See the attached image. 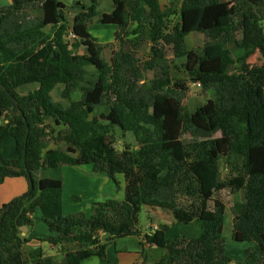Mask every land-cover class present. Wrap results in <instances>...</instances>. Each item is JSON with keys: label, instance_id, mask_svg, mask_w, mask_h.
<instances>
[{"label": "trees", "instance_id": "16d2710c", "mask_svg": "<svg viewBox=\"0 0 264 264\" xmlns=\"http://www.w3.org/2000/svg\"><path fill=\"white\" fill-rule=\"evenodd\" d=\"M109 1L113 10L98 23L117 26L121 45L109 61L99 45L84 56L74 51L81 41H95L88 25L97 0L70 24L61 0H11L0 7V186L15 178L28 186L0 209V264L108 262L110 242L128 237L163 250L157 264H232L225 206L217 199L209 205L210 194L223 190L244 192V201L231 208L233 228L252 246L235 264H264V0H168L165 10L158 0ZM138 5L148 14L128 31L130 6ZM70 31L75 38L68 44ZM190 34L205 38L201 48L187 47ZM141 42L151 45L149 60L136 58L133 49ZM166 47L174 59L184 58V77L147 79ZM236 50L242 54L234 58ZM255 54L259 63L249 64ZM88 66L96 72L94 83L84 81ZM189 83L213 94L194 112L182 104ZM30 84L38 88L17 93ZM57 85L67 106L50 97ZM126 133L135 146L120 144ZM7 138L15 144L14 160L2 154ZM219 160L230 169L222 181ZM81 165H92L115 186L121 176L123 199L93 202L88 217L63 215L61 169ZM142 207L167 211L176 224L195 222L198 235L168 238L166 225L144 234L137 226ZM36 210L53 234L48 244H75L60 262L25 249L19 228L32 226Z\"/></svg>", "mask_w": 264, "mask_h": 264}, {"label": "crops", "instance_id": "0c3cea01", "mask_svg": "<svg viewBox=\"0 0 264 264\" xmlns=\"http://www.w3.org/2000/svg\"><path fill=\"white\" fill-rule=\"evenodd\" d=\"M91 1V0H90ZM161 10L165 9L166 6H162V3L164 2L162 0H158ZM111 2V1H110ZM11 4V0H0V7L2 6H8ZM65 4V3H64ZM89 2L87 4L81 3L80 0H70V3L65 4L64 9V16L68 24L71 23L73 17L77 15L79 12L82 11V7L87 8L89 6ZM168 6V5H167ZM113 10V5L111 3L110 8L106 7L104 11L100 12L96 8L97 16L94 17L92 20L94 23H98V19L103 14H109ZM148 14L147 8L143 5H138L137 7L130 6V11L128 14V21H129V29L128 31L135 28L136 23L138 19L146 17ZM179 22V18H177L174 21V24ZM111 26L109 27L110 30L113 32V37L111 39V36L105 39L104 42L102 41H92V45H114L117 44L121 45L116 42L114 35L118 31V27L114 25H107ZM89 32V31H88ZM91 35V33L89 32ZM92 36V35H91ZM189 36V35H188ZM191 36H201V41H203V44L205 42V38L200 34H190L189 38ZM93 37V36H92ZM187 38V37H186ZM188 38V39H189ZM81 41L78 43V48L75 50L77 53V50L81 48L82 43L85 42ZM90 41V40H89ZM187 47H188V40L186 41ZM203 45H201L202 47ZM170 48L171 47H166ZM194 49V48H191ZM136 58L140 60H149L152 56L151 54V45L148 42H141L139 43L134 49H133ZM114 52V51H113ZM120 52V51H118ZM117 52V55L119 54ZM78 54V53H77ZM83 55V54H79ZM112 54L111 57L107 60L115 58L117 55ZM241 53L238 54L237 57H239ZM84 56V55H83ZM114 56V57H113ZM234 57V56H233ZM236 58V57H234ZM183 60L181 62L180 67L185 62L184 58H180ZM180 59H174L171 57V59H168L166 56L164 60L159 61L158 63H161L164 61V70L162 73H169L171 74V68H174V66H177L176 63H179ZM92 72L95 75V70L92 68ZM176 70V69H175ZM152 72V71H151ZM153 76L157 77L158 73L154 74ZM31 85V84H30ZM195 86V85H194ZM29 91L26 92H18L20 95H25L29 92H32L38 88V86L35 84V86H29ZM63 90L62 85H57L53 91L50 93V97L55 102H60L62 105L67 106V102L64 101L61 98V92ZM57 94V96H55ZM79 99V96L76 98ZM120 135V134H119ZM127 136V135H126ZM124 135L123 142H120L121 145H124L127 140V138ZM132 138L134 139V136L131 134ZM131 138V139H132ZM129 143V142H128ZM130 146H135L131 142ZM48 148H54L53 144H50ZM2 154L3 157L6 160H14L16 159L17 155L15 152V144L14 141L11 138H7L4 140L2 144ZM61 176H62V193H61V199H62V214L63 215H76V214H83L85 217L90 216L91 214V204L93 202H103L105 200H117L121 201L124 196V181L123 178L119 175L115 177L117 186L114 185V183L105 175V174H95L92 171V165H81V166H63L61 169ZM27 183L22 178H15V179H7L3 182V184L0 186V209L8 204L11 200L14 198L23 195L27 191ZM150 216H148L149 221L145 224L143 229H141L142 233H145V230L147 226L155 225H166L168 226V231L166 233V236L168 238H171V235L173 236V232L169 231V226L173 225L171 215L160 209H155L150 211ZM164 216L165 224L160 223L161 216ZM31 218L33 220V224L30 228H27V231L25 235L23 236L26 240H28V243L25 245V249L27 251H34L37 255H42L45 257H52L57 262H60L63 254L69 250H73L75 244H69V245H63L62 248L60 247H54L51 244H48L46 239L52 235L49 234V230L46 227V225L43 222L42 214L39 210L34 211V213L31 215ZM40 226V227H39ZM159 228V227H158ZM170 234V235H169ZM128 239V241H126ZM126 241V242H124ZM143 241L141 238L138 237H128V238H122L118 239L113 242V245L108 247L106 249V259L107 263L101 262L96 257H91L89 259L84 260L81 264H109V262H114L115 264H157V261L159 260L157 257H155V251H158L159 248L154 246H149L148 244L142 243ZM114 249V252H112V255L110 254V251ZM50 251V253L48 252ZM157 253V252H156ZM147 254H152L154 257H147Z\"/></svg>", "mask_w": 264, "mask_h": 264}, {"label": "rangeland", "instance_id": "374dc122", "mask_svg": "<svg viewBox=\"0 0 264 264\" xmlns=\"http://www.w3.org/2000/svg\"><path fill=\"white\" fill-rule=\"evenodd\" d=\"M61 1L65 4L70 3V0H61ZM162 1L164 2V4L162 3L163 7L168 5V0H162ZM80 2L84 3V4H87L89 2V4H90V0H80ZM110 6H111V2L109 0H97V10L100 12L104 11L106 7L110 8ZM163 10H165V9H163ZM109 27H111V26L97 24V23H94L93 20H91L89 25H88V31L91 33V35L93 36V37L92 36L91 37L95 41L104 42L105 39L108 38L109 36H111V39L113 37V34H112L113 32L110 30ZM189 36H187V38H186V41L188 40V48L189 49L201 48V45H203V41L200 40L201 36H194V37L191 36V38H189ZM94 46L95 45H92V42H90L89 40H86L85 42L82 43L81 48H79L77 50V53L87 55L90 50H93ZM99 47L102 48L101 49L102 54L106 60H108L112 54L117 55V52L121 50L120 46H118L117 44H115V46L114 45H111V46L110 45H107V46L99 45ZM95 48H97V46ZM72 50H73V48H72ZM75 50L76 49L74 48V51ZM165 53H166V57L168 59H171V57H172L171 49L167 48L165 50ZM239 53L242 54V51L236 50L233 52V56L237 57ZM181 62H183L182 59L179 60V63H176V65L179 67V70H175V68H171V74L174 75L175 79L176 78L180 79V78L184 77L183 74L181 73V68H180ZM247 62L249 64L259 63V56L257 54H255L254 56L250 57ZM164 64H165L164 61L159 63L157 65V67L155 68L154 74L162 73L164 70ZM233 68H235V66H232L229 68V70H228L229 73H231L233 71ZM92 71H93L92 67H90V66L86 67V73H85V77H84V81L86 83L87 82L94 83L95 75ZM151 78H153V72L147 73V79H151ZM29 86H35V84L22 86V87L18 88L17 91L18 92L29 91V89H30ZM261 94L262 93H260V96H262ZM55 96H57V94ZM77 96H79V95L76 94L75 98H77ZM212 98H213L212 92H204L201 87H197V86H194L192 83H189L188 90H187L185 96L183 97L182 104L188 111L194 112L195 109L200 107L206 100L212 99ZM116 134L117 135L121 134V131L116 129ZM125 136H126L125 139L127 138V140H128L125 142V143H127V145H131V144H129L130 142L132 144H134V139L132 138L131 133H126ZM185 139L187 141H190L189 138H185ZM233 164L234 165H236V164L240 165L241 160L239 159L238 161L234 162ZM218 171H219V176H218L219 181H222L224 178H226L227 175L230 174V169L228 170L225 168L223 160L218 161ZM233 175H235V173H233ZM214 199L221 201L224 204L225 209H226L224 228H223L226 255L232 260V264H235L237 262H241L244 258L245 250L248 249L249 247H251L252 243H246V242L240 241L241 240L240 235L233 228V213L231 211V208L233 206V203H235V202L242 203L244 201V192L239 191L237 193H231L230 191L223 190L219 193H211L209 196L210 207H212V203H213ZM149 212L150 211L148 208L142 207L141 212H140L139 217H138V224H137V226L140 230L143 229L145 224L149 221L148 216L151 215V213H149ZM161 217H162L161 220H156V221H161L160 223L165 224V220H164L165 218H164L163 214ZM169 231L170 232L172 231L174 233L173 236L171 235V238L174 237L176 234H184V236L187 239H193L198 235L199 229H198L197 223H195V222H193L189 225L176 224L174 222L173 225L169 226ZM116 240H118V239H116ZM116 240H114V241H116ZM114 241L110 242L108 247L112 246ZM126 241H128V239ZM126 241H124V242H126ZM48 252L50 253V251H48ZM112 252H114V249H112L110 251L111 255H112ZM163 253H164L163 250L158 249V251H155L154 254H155V257H157V258L159 257L158 259H160L161 256L163 255ZM146 256L147 257H154V256H152V254H150V255L147 254ZM103 263H107V262H103Z\"/></svg>", "mask_w": 264, "mask_h": 264}, {"label": "built area", "instance_id": "2783aa9c", "mask_svg": "<svg viewBox=\"0 0 264 264\" xmlns=\"http://www.w3.org/2000/svg\"><path fill=\"white\" fill-rule=\"evenodd\" d=\"M66 38H67L68 44H70L75 37H74L73 33L70 31ZM193 85H195L197 87H200L199 83H196V84H193ZM157 230H158V227L155 226V225L147 226L144 234L151 235V234H154ZM99 236H101V238H102L104 236V234L103 233H99ZM142 241L145 243L144 240H142Z\"/></svg>", "mask_w": 264, "mask_h": 264}, {"label": "water", "instance_id": "95a60500", "mask_svg": "<svg viewBox=\"0 0 264 264\" xmlns=\"http://www.w3.org/2000/svg\"><path fill=\"white\" fill-rule=\"evenodd\" d=\"M19 231L21 232V236H24L27 231V228L25 226H22L19 228Z\"/></svg>", "mask_w": 264, "mask_h": 264}]
</instances>
